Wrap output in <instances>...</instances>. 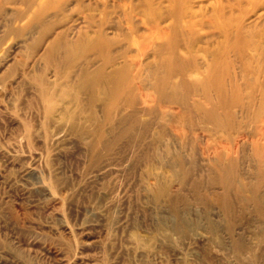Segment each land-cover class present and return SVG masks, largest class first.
I'll return each mask as SVG.
<instances>
[{
	"label": "bare ground",
	"instance_id": "1",
	"mask_svg": "<svg viewBox=\"0 0 264 264\" xmlns=\"http://www.w3.org/2000/svg\"><path fill=\"white\" fill-rule=\"evenodd\" d=\"M3 6L31 41L0 76V116L11 110L35 127L69 126L80 135L43 141L62 153L33 159L28 188L49 179L50 197L62 200L87 176L109 181L133 171L139 185L126 200L136 208L133 224L149 235L132 237L141 264H199L182 255L186 245L201 247L209 264H240L244 253L253 260L247 264H264V0H0V12ZM0 133L9 146L17 136L11 124ZM20 139L25 148L40 145ZM61 163L66 168L55 170ZM101 190L107 200L111 191ZM19 207L9 217L24 223ZM252 217L255 231L243 234ZM57 250L63 262L75 260L69 248Z\"/></svg>",
	"mask_w": 264,
	"mask_h": 264
},
{
	"label": "rangeland",
	"instance_id": "2",
	"mask_svg": "<svg viewBox=\"0 0 264 264\" xmlns=\"http://www.w3.org/2000/svg\"><path fill=\"white\" fill-rule=\"evenodd\" d=\"M14 14V10L7 6H3L0 12V76L27 50L31 41L29 30L13 23ZM7 111L1 114L0 125L11 124L15 127L17 136L10 141V146L6 143L7 139H0V264H67L61 256L54 255L58 248H69L75 255L71 264H141L135 253L136 247L132 237L139 235L148 239L149 235L144 228L133 224L136 208L133 201L130 203L126 200V197L133 194V187L139 185L138 174H133V171L121 174L119 171L112 174L109 181L107 178H101V174L99 177L87 176L73 189L64 190L62 200L50 197L52 195L48 193V188L52 182L49 179L42 181L41 187L32 184L31 190L27 185L34 180L33 159L42 153L53 156L62 153L58 150L59 147L54 149L45 146L43 141L70 143L79 139L80 135L69 126L61 128L51 125L43 129L38 124L35 127L32 123L24 122L19 113L16 115L11 113V110ZM91 127L97 130L95 124ZM110 130L108 127L104 129L108 137H111ZM20 138L38 140L40 145L37 147L33 143L32 148H25L19 144L22 140ZM13 143L18 145L19 151L13 152L10 149L14 147ZM62 146L71 156L70 149L64 144ZM122 155L127 156L126 153ZM72 158L69 164L74 167L75 160ZM120 159L118 158V162ZM204 162L201 161V156L196 157L198 170L203 168L200 174L205 173ZM51 163L53 165L52 161ZM65 168L64 163L54 165L57 171ZM107 168L113 169L111 164ZM60 178L66 180L62 173ZM110 183L113 189L110 188ZM101 188L111 191L107 200H102L99 196ZM38 190L41 193L47 192L49 199L39 197ZM15 206H21L19 214L24 223H15L10 219L8 212ZM253 221L255 218L252 217L250 223L242 224L243 234L255 231L256 221ZM250 225L245 231L244 227ZM232 235L235 239L238 238L235 232ZM190 246L192 245L180 249L185 259L209 264L202 255L201 247ZM239 259L240 264H247V259L253 261L246 253L241 254ZM227 260L232 262L230 255ZM177 263L186 264L183 260Z\"/></svg>",
	"mask_w": 264,
	"mask_h": 264
}]
</instances>
